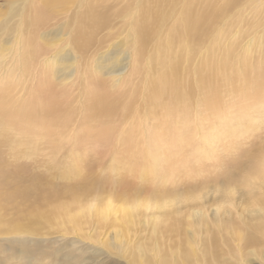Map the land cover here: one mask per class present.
Segmentation results:
<instances>
[{"label":"rangeland","instance_id":"1","mask_svg":"<svg viewBox=\"0 0 264 264\" xmlns=\"http://www.w3.org/2000/svg\"><path fill=\"white\" fill-rule=\"evenodd\" d=\"M260 73L264 0H0V264H264Z\"/></svg>","mask_w":264,"mask_h":264},{"label":"bare ground","instance_id":"2","mask_svg":"<svg viewBox=\"0 0 264 264\" xmlns=\"http://www.w3.org/2000/svg\"><path fill=\"white\" fill-rule=\"evenodd\" d=\"M182 15H184V16L187 17L186 18V25H189L190 26V24L192 22L191 17H189L188 14L187 13H184V12H182ZM207 18L208 17H206L204 15H200L199 16V20L201 19V21H204V19L207 20ZM151 19H153V18H151ZM158 21H159V19H158ZM158 21H156V23H158ZM150 22H151V20H150L149 15H146V14H143V13L140 15V21H139L138 25H136V29L138 30L139 34L143 35V37H148L151 34L150 33V27H149ZM184 26H185V23H184ZM152 29H154V28H152ZM263 81H264V73H263V75L260 73L257 76H253V74H252V77H250V79H249V81L247 83V86H248V88L250 90V94L252 95L251 99H254L255 97H257V98L260 99L262 97V92H264V82ZM156 82L158 84L160 83L158 80ZM160 87L162 88V85H160ZM169 87H171V86H169ZM164 88H166V87H164ZM1 90L3 91V89H1ZM4 92H8V87L7 86H6V90ZM190 93L191 92L186 91V97H185V95L183 96V100H184V102H185L186 105H189L190 104V102H189L190 101V98H191L190 95H189ZM259 93H260V96L258 95ZM45 96H48V95H45ZM97 96H98V94H97ZM98 97L99 98H102L100 95ZM98 97H97V99H98ZM248 97H250V96L248 95ZM172 101H173L172 98H167L166 99V102L168 104L172 103ZM104 102H105V100L102 98V100H97V104H93V102L90 103V104H93V105H91V106L88 105L87 106L89 108L88 109V115H90L91 117L92 116L93 117H97V116L99 117L102 114H109L110 115V113L112 112V108H113L112 105H111L112 103H111L110 100H108L107 103L106 102L104 103ZM248 102L249 103L251 102L252 104H254V101H251L250 100ZM166 107H167V105L164 106V110L166 109ZM178 107H180V106H178ZM188 107L189 106H186V107H184L182 109L183 111H185V113H184L185 117H183V119H181V121H179V122H185V123L191 124V121H190L191 117H190V115H188L191 112L189 113ZM20 108L21 107H18L14 111V113L12 112L13 114H9L8 111L6 112V115L9 117V119L11 120L12 123H13V120H14L15 116L18 117V118H21V119L25 118L26 120L30 119L33 116V111L32 110H29V111H21L22 113H20V110H21ZM52 118H54V119H52V120L46 119V120H48L46 123H42L40 121L42 123V125H40L39 123H36L34 126L37 129H41L42 130V128H43L46 131L49 130L50 132H54L53 135L56 136V131L53 128L55 126H52V127L50 126L49 127V125L50 124L51 125H55V124L58 125L59 123H58V120L55 119L57 117H52ZM160 120H161L160 118H157V119H155L154 123L155 122H158L159 123ZM108 121H109V119L107 120V122ZM42 135H43L42 137H44V134H42ZM51 146H52V150H55L54 149V145H51ZM244 240L245 241H248V242H253L254 241V238L252 237V235H248V236H246L244 238Z\"/></svg>","mask_w":264,"mask_h":264}]
</instances>
